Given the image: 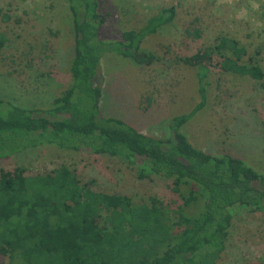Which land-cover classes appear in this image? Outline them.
Instances as JSON below:
<instances>
[{
    "label": "trees",
    "instance_id": "obj_1",
    "mask_svg": "<svg viewBox=\"0 0 264 264\" xmlns=\"http://www.w3.org/2000/svg\"><path fill=\"white\" fill-rule=\"evenodd\" d=\"M67 2L74 32L70 83L45 107L0 97V160L43 144L86 149L122 158L142 177L170 179L183 202L172 210L152 196L147 208L127 194L95 192L74 171L59 177L0 168V246L14 243L10 257L18 255L23 264H218L235 212H264V173L233 153L195 147L182 127L204 106L210 67L255 80L264 78L262 67L236 38L218 36L198 52L206 57L196 65L199 102L172 117L163 136L145 134L101 113L97 70L105 53L133 57L147 36L173 21L175 7H162L140 28L104 40L98 0ZM186 32L201 35L198 28ZM6 41L1 32L0 49ZM76 220L96 230L76 231ZM46 240L54 251L43 247Z\"/></svg>",
    "mask_w": 264,
    "mask_h": 264
},
{
    "label": "rangeland",
    "instance_id": "obj_2",
    "mask_svg": "<svg viewBox=\"0 0 264 264\" xmlns=\"http://www.w3.org/2000/svg\"><path fill=\"white\" fill-rule=\"evenodd\" d=\"M98 2L104 40L140 28L162 7H175L173 21L147 36L133 57L105 53L97 70L101 113L121 118L145 134L163 136L172 117L190 112L199 102L196 65L206 57L198 52L215 44L218 36L236 38L264 71V0ZM193 28L200 30L198 38L186 32ZM1 32L7 41L0 49V97L28 107L51 105L70 83L74 32L67 0H0ZM205 79L204 106L182 131L195 147L233 153L264 173V78L210 67ZM16 166L59 177L74 171L79 181H91L95 192L127 194L147 208L152 196L172 210L183 202L170 179L142 177L126 160L86 149L43 144L0 160V168ZM74 229L89 235L96 230L78 220ZM43 247L47 252L56 248L50 240ZM13 248L14 243L0 246V264H23L18 255L10 257ZM217 263L264 264V212L244 208L235 212Z\"/></svg>",
    "mask_w": 264,
    "mask_h": 264
}]
</instances>
